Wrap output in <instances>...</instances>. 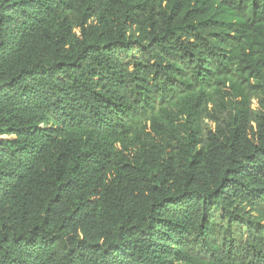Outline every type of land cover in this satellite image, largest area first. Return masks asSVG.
I'll return each instance as SVG.
<instances>
[{"label": "trees", "instance_id": "obj_1", "mask_svg": "<svg viewBox=\"0 0 264 264\" xmlns=\"http://www.w3.org/2000/svg\"><path fill=\"white\" fill-rule=\"evenodd\" d=\"M0 264H264V0H0Z\"/></svg>", "mask_w": 264, "mask_h": 264}]
</instances>
